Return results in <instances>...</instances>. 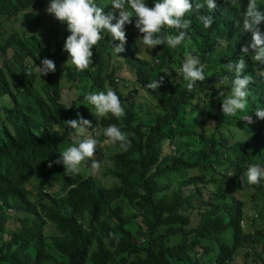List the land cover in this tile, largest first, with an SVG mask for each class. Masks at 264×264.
Instances as JSON below:
<instances>
[{"label": "trees", "instance_id": "1", "mask_svg": "<svg viewBox=\"0 0 264 264\" xmlns=\"http://www.w3.org/2000/svg\"><path fill=\"white\" fill-rule=\"evenodd\" d=\"M146 3L153 7L155 0ZM247 3L216 0L211 11L205 4L200 14L214 17L209 29L196 13L186 14L190 42L175 49H147L133 19L125 25L124 52H114L120 42L105 32L92 49L93 63L79 71L66 64V22L51 23L44 36L18 26L33 13L39 25L50 0H0V264H230L242 252L243 264H264V227L246 214L245 201L264 200V178L249 185L244 177L251 164L264 166V119L256 115L264 109V77L257 74L264 65L252 60L251 48L248 55L242 51L252 43V33L243 30ZM257 3L264 11V0ZM99 6L114 11L111 0ZM258 27L264 34V22ZM185 46L206 66L205 80L191 92L179 75ZM241 56L244 74L253 77L248 105L224 116L216 85L230 91L234 73L225 65ZM45 58L56 71L42 76L35 69ZM160 76L159 89L147 88ZM105 85L120 97L125 114H92L93 127L78 136L66 121L79 120L85 96ZM138 87L154 99L148 118L134 100L124 102ZM111 124L131 140L127 151L117 142L107 156L104 176L112 184L89 174L91 160L72 174L55 163L90 131L99 142L109 140L103 129Z\"/></svg>", "mask_w": 264, "mask_h": 264}, {"label": "clouds", "instance_id": "2", "mask_svg": "<svg viewBox=\"0 0 264 264\" xmlns=\"http://www.w3.org/2000/svg\"><path fill=\"white\" fill-rule=\"evenodd\" d=\"M233 6H236L237 0H230ZM207 5L211 11L216 9V0H155L154 6L149 7L146 0H111V6L114 11L105 13L103 7L98 6L96 0H50L46 11L55 16L59 21L66 22L67 29L71 33L64 45V50L69 54V62L79 71H84L93 63V47L104 38L103 33L110 34L112 41H119L114 45V52L119 54L125 51L127 36L125 25L133 24L135 19V28L141 34L138 41L147 49H155L157 46L166 44L170 49H175L183 44L188 37L187 29L192 21L186 19V14L196 13L204 29H209L214 23L212 15L200 14V10ZM115 10H119L117 18ZM113 21H116L113 23ZM264 22V11L258 6L257 0H248L246 11L243 13V30L252 33V43L243 47L245 55L249 54L251 48L254 55L252 60L264 65V34L261 33L259 25ZM165 28L175 29L178 34H170L164 31ZM195 48L192 49V52ZM187 50L185 46L184 61L179 69V75L186 82V87L191 92L197 81L205 80V65L201 63L197 56ZM225 68L228 72L234 73L231 80L230 91L225 92L220 84L216 85L218 89L217 99L222 101L221 111L224 116H236L238 111L246 110L248 105V86L253 77L245 75L247 68L244 56L238 60L229 61ZM37 72L47 75L49 72L56 71V65L50 59H42L41 64L36 66ZM31 68L29 69V72ZM165 73L171 75L167 71ZM257 74L264 77V69H259ZM163 77L159 80H153L147 88L156 90L163 83ZM224 79H227L225 77ZM220 83H223L221 80ZM106 91L92 92L85 96L87 103L95 108L93 115L97 118L105 117L111 113L116 118L125 114L120 97L113 88L105 85ZM256 115L264 119V109L257 108ZM79 120H67L66 124L74 129L78 136L92 128V122L85 119L78 113ZM249 122L251 118L248 117ZM103 134L112 143L119 142L120 148L127 151L131 146V140L121 129L111 124L103 129ZM99 135V132H97ZM99 141L92 136H86L83 139H75L61 154L60 159L55 163L65 165V173H79L82 162L91 160L89 174L97 173L101 168V162L95 159L96 149ZM48 167H52L49 163ZM246 182L249 185H256L264 178V166L259 163L251 164L245 174ZM242 182L244 178H241Z\"/></svg>", "mask_w": 264, "mask_h": 264}, {"label": "rangeland", "instance_id": "3", "mask_svg": "<svg viewBox=\"0 0 264 264\" xmlns=\"http://www.w3.org/2000/svg\"><path fill=\"white\" fill-rule=\"evenodd\" d=\"M109 0H96L97 5L99 6L100 3L103 5H106V3ZM47 18L43 19L42 22L39 23V25H34L32 19L36 17V14H28L22 19V22L18 24L20 28H25L28 35L31 34H37L40 36H44L46 34L47 27L51 23L56 22V18L54 15L47 13ZM143 51V54L145 56H150L151 51L146 50L144 47H141L140 49ZM128 75V74H127ZM128 80L133 79L132 75H128ZM138 93H131V95L128 98L124 99V102H130L131 100H134L137 103V107L139 109V112L141 113V116L143 118H148L149 112L153 114L155 112V107L152 105L154 102L153 98L147 99L146 92L138 87ZM88 90V88H86ZM103 91H106V89H102ZM102 90H97L95 92H99ZM70 91L66 90V93L64 94L66 97H69V104H72L75 100L73 93H68ZM72 94V95H71ZM80 110L82 116L88 118L90 120L93 112H95V108L93 105L87 103H83L80 105ZM78 114V112H77ZM86 136H92L95 138V135L92 131H90ZM117 150V147L115 146V143L110 142L109 140H106L105 142H99L98 147L96 149L95 158L98 159L101 162V168L100 170L95 173L96 176H98L100 179L103 180V182L107 185H110L114 182V179L111 177H105L104 172L106 168L110 165L109 158L107 157L110 153L115 152ZM81 168V167H80ZM174 177V176H172ZM116 179V178H115ZM116 181V180H115ZM245 201L247 203V211L246 214L249 216L251 215V218L253 217L256 221V224L260 227H264V200L262 198H258L256 200H252L250 196L245 198ZM257 214L258 216H255ZM250 218V219H251ZM243 252L230 264H243Z\"/></svg>", "mask_w": 264, "mask_h": 264}]
</instances>
